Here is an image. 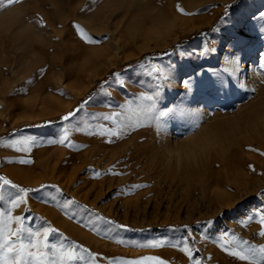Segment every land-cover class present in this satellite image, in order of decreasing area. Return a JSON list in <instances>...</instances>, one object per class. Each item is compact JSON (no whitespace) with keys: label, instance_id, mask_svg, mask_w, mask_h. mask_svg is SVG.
Wrapping results in <instances>:
<instances>
[{"label":"rangeland","instance_id":"obj_1","mask_svg":"<svg viewBox=\"0 0 264 264\" xmlns=\"http://www.w3.org/2000/svg\"><path fill=\"white\" fill-rule=\"evenodd\" d=\"M35 1L51 8L54 0L0 4V176L34 190L24 204L11 209L12 215L24 217L33 229H57L62 235L50 240L82 246L96 264L147 256L166 264H252L233 257L222 244L227 241V247L239 250L238 239L248 242L244 248L264 246L259 235L264 230L259 223L264 150L246 144L260 137L255 117L246 112L264 96L249 89L236 91L240 79L248 84L252 73L264 74V0H212L193 11L187 10L186 0H118L121 7L116 0H96L85 9V20L92 24L85 31L101 43H87L75 29L79 40L74 48L56 49L47 58L34 47L39 42L33 44L35 35L48 41L29 17ZM59 3L58 18L67 14L65 0ZM16 9L22 25L30 27L25 35L17 34L12 20ZM236 58L243 74L228 80L225 69ZM129 61L135 62L123 67ZM155 68L164 71L157 74ZM113 69L116 72L104 79ZM185 81L192 82L190 87ZM157 91L160 109L179 105L189 118L168 119L164 128L144 123L120 138L92 134L100 131L101 123L115 127L112 121L75 130L78 121L90 120L92 114L123 113V121L131 115L128 102L135 109L141 94ZM252 99L256 104L247 107ZM77 108L82 111L75 118L63 120ZM64 127H69L68 141L50 143ZM201 131L207 132L209 143L196 147ZM24 137L35 138L27 150L6 146ZM165 142L171 144L169 149ZM170 150L181 152L179 161L169 156ZM208 153L217 160H234L233 167L218 162L208 167ZM233 177L249 179L255 190L234 205L222 206V199L213 200L212 193L222 191ZM229 192L235 194V189ZM69 200L76 203L65 206ZM0 209L8 212L10 206L0 204ZM106 220L126 227H113ZM150 242L165 246H138ZM185 245L192 256L182 250Z\"/></svg>","mask_w":264,"mask_h":264},{"label":"snow or ice","instance_id":"obj_2","mask_svg":"<svg viewBox=\"0 0 264 264\" xmlns=\"http://www.w3.org/2000/svg\"><path fill=\"white\" fill-rule=\"evenodd\" d=\"M19 2V0H0V4H6L8 6ZM183 12V9H181ZM76 30L80 34L81 38L89 44H99L100 40L94 39L88 34L80 25H75ZM264 67V65H262ZM154 71L157 74L162 73V68H155ZM228 70L225 69V72ZM234 71V69H233ZM217 79L221 86L224 85L223 77L217 74ZM185 87H190L191 81H185ZM159 91L154 94H141L138 98L139 103L135 109L132 108L133 102H128V111L131 115L125 116L124 120H120V116L123 113L110 114V115H97L92 114L91 119L88 117L78 121L75 126L76 131L85 130V125L95 121H112L115 127H106L103 123L100 124V131L92 134H98L105 137L120 138L126 134V130L129 128H135L143 126L144 123L155 122L159 127L164 128L167 126L168 119H185L189 118V112L181 106H176L168 110H162L158 107L159 103ZM82 111V108H77L63 117L64 121H71L76 117L78 112ZM197 127L199 125L197 124ZM69 138V127H64L61 130V135L56 139L49 141L50 143H59L64 145ZM109 142H112L109 139ZM35 143L34 137H24L23 139L13 140L7 144V147L17 148L18 151H25ZM21 146V147H18ZM71 147V144H68ZM29 160H21L20 163H30ZM44 187V186H42ZM56 187V186H53ZM139 188L142 185H136ZM14 190V191H12ZM34 191L32 189H25L19 185L13 183L10 179L0 176V204H6L10 206L8 212L0 209V264H96V258L89 253L85 256L84 253L88 252L87 249L75 243H65L63 241L53 242L50 237L59 234L58 230L52 227H43L33 229L27 226L25 218L21 216H13L11 209L18 208L24 204L25 197L29 192ZM55 199V197H53ZM75 200H69L65 202V206H71L75 204ZM87 211V206H84ZM259 223L264 226V209L259 210ZM97 219H104L97 216ZM252 216L248 217L251 221ZM105 223L112 225L113 227L125 228L124 225H117L116 222L106 220ZM62 235V234H59ZM259 235L264 236V230ZM247 241L235 240V246L239 250H232L227 247V241L222 244L225 251L229 252L233 257L238 258L241 261H251L252 264H260L261 260H264V246L258 249L254 246L244 248ZM140 247L159 248L164 247L162 242H150L146 245H138ZM176 247L177 245H172ZM184 251L189 256H192V252L187 245L183 247ZM259 257V259H257ZM166 264V262L160 257L147 256L136 260H122L120 264ZM194 264H200V261L194 260Z\"/></svg>","mask_w":264,"mask_h":264},{"label":"bare ground","instance_id":"obj_3","mask_svg":"<svg viewBox=\"0 0 264 264\" xmlns=\"http://www.w3.org/2000/svg\"><path fill=\"white\" fill-rule=\"evenodd\" d=\"M210 1H212V0H200V1H198L197 4H195V2H192L191 0H186L185 4H186L187 10L193 11V10H195V8L197 6H199L201 4L208 3ZM224 1H228V0H224ZM31 2L33 3V0H31ZM95 3H97L96 0H93V1L92 0H79V1L78 0H70V2H69V0H65V5L67 7V14H65L64 16H61V17L58 18V17H56V14H60V9H59L60 8V6H59L60 3H59V0L58 1L57 0L52 1V7L51 8L47 7V5H45V4L42 6L40 3L35 1L33 6L29 7L30 15H31L29 17H31L30 18L31 22H33L34 25L35 24L39 25L41 31H43L44 34L46 35V37L48 38V41L46 42L43 39L42 40L36 39V37H37L36 35L32 37V39H34L33 40V44L39 42V43L34 45V47L39 51V54L43 55L45 58H47V55L52 53V52H55L56 49H57V51H59L60 48H65V49L66 48L69 49V47L70 48H74L75 43L78 42V40H79V38H77L78 36L75 33L76 32L75 25H77V24L80 25L84 30L88 29V28H90L92 26L91 23H89L87 20H85L87 18V16H88V14L87 13L85 14V12L88 10L87 9L88 7L91 8L92 6H95L96 5ZM116 4H118L117 7H121V6H119V5H121V2H118V0H116ZM85 9H87V10H85ZM115 9H116V7L114 8V10ZM16 12H17V9L15 10V12L13 14L14 18L12 20H15V22H14L15 25H16L15 27L18 28L17 34H19V35L20 34H24L25 35L26 34L25 30H27V28H30V27L28 25H25V26L22 25L23 24V22H22L23 19H22V17H18V13L16 14ZM53 15H55V16H53ZM93 16L94 15H92V17ZM208 23H211V21L208 22ZM14 41H15V39H12V41H11L12 44H14ZM90 58L94 59L93 57H90ZM240 65H241V63L239 62V60L237 58L234 59V60L229 61L228 65H227V70L228 71L226 72L225 77L228 80L237 78L240 75V72H241V69H242V67ZM233 69H234V71H233ZM87 70L88 69H86V72H87ZM262 70L264 72V67H262ZM260 72H261V70L259 71V73ZM250 76H251V79L249 80L250 82H248V84H245L244 80L241 81V79H240L239 86H238V84L236 85V91L237 90L238 91L242 90V91L246 92L245 90L249 89L250 91H256L258 93L257 94L258 97H263L264 96V74H263V76H261V74H258L257 72H254ZM235 81H237V80H235ZM206 84L207 83H205V85ZM213 85H215V84H213ZM224 86H222V87L224 88ZM209 87H211V85ZM204 88H206V87H204ZM204 88H203V90H204ZM223 88L222 89L220 88L222 90V92L224 91ZM200 89H202V88L200 87ZM227 89H228V87H227ZM195 92H196V90H195ZM248 93H249V91H248ZM251 104H252V106L254 104H256L255 102H253V99L249 100L246 105L248 107ZM189 105H190V103H189V101H187L185 103V106L189 107ZM187 109L190 110L189 108H187ZM246 113H247V116L250 115L252 117H255L254 118L256 120L255 125L258 127L257 128V130H258L257 133L260 136V137H255V138L254 137L252 138L250 136V138H252V139L246 141V144L248 143L250 145L256 146L260 150H264V98L261 100V103H257L251 109H249ZM252 120L253 119L251 118V120H250L251 124H253ZM216 129L217 128H214V130H216ZM217 134L218 133H216V135ZM196 137L197 138L195 140V143L196 142L197 143L194 144V146L199 147V145L202 146L203 144L204 145H206V144L208 145L209 142L207 141V132L206 131H201ZM211 139H212V137H211ZM213 139H214V137H213ZM170 145L171 144L165 142L166 149H169ZM190 149H193V148H190ZM183 151L187 152L186 148H184ZM209 156H211V157H210L209 160H207V163H206L208 167L209 166H211V167L212 166H217V162L220 163L221 167L228 168V169H231V167H233V165H234V160H232V159H228L227 158V160H225L221 156L220 160L219 159L217 160V158H215L216 155L214 156L213 154H209ZM209 156H208V158H209ZM203 161H205V160H203ZM204 166H205V164H204ZM249 183H250L249 179L247 181H242L239 177H233L230 182H226L224 184V188H223L222 191H215L214 193H212V197L211 198H213V200L217 199V198L222 199V206L234 205L235 203H237V201L239 200V198L242 195H248V194L252 193L255 190V185H251L250 186L251 183L250 184ZM233 189H235V194H232V193L229 192V191H232Z\"/></svg>","mask_w":264,"mask_h":264},{"label":"trees","instance_id":"obj_4","mask_svg":"<svg viewBox=\"0 0 264 264\" xmlns=\"http://www.w3.org/2000/svg\"><path fill=\"white\" fill-rule=\"evenodd\" d=\"M241 0H235L233 3L234 4H236V3H238V2H240ZM208 30V29H207ZM135 61H129V62H127L123 67H125V66H127V65H129V64H132V63H134ZM114 72H116V69H113V70H111L105 77H104V79H108ZM90 96V94L88 95H86L85 96V99L87 98V97H89ZM44 122V121H43ZM42 122V123H43Z\"/></svg>","mask_w":264,"mask_h":264},{"label":"clouds","instance_id":"obj_5","mask_svg":"<svg viewBox=\"0 0 264 264\" xmlns=\"http://www.w3.org/2000/svg\"><path fill=\"white\" fill-rule=\"evenodd\" d=\"M181 152L179 150H170L169 151V156L174 157L177 161L180 160L181 158Z\"/></svg>","mask_w":264,"mask_h":264}]
</instances>
